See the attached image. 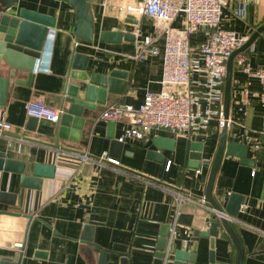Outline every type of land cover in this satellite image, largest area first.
<instances>
[{
  "label": "crops",
  "instance_id": "1",
  "mask_svg": "<svg viewBox=\"0 0 264 264\" xmlns=\"http://www.w3.org/2000/svg\"><path fill=\"white\" fill-rule=\"evenodd\" d=\"M123 0H91L93 18L91 42L76 40L71 26L73 10L61 0H17L14 9L26 8L54 18L51 47L45 71H35L26 81V74L16 71L8 78L7 98L0 106V119L10 123L9 131L0 135V157L24 162V174H30L35 162L55 165V174L41 180L39 189L18 186V174L0 171V191L16 195L13 206L0 203V210L31 216L0 214V260H15L19 264H96L97 254L86 258L78 241L83 226H88L91 241L110 251L112 245L126 247L127 264H151L156 240L164 224L169 226L168 250L189 249L194 231H204L212 217L205 210L188 203L176 208L174 191L203 198L204 187L215 152L220 129L215 127L217 104L206 99V80L202 71L191 74L189 90L196 97L194 110L198 114L196 126L189 134L173 135L163 130H150L146 142L122 143L117 159L108 155L107 123L98 118L110 102L137 105L145 90L157 91L160 77L163 39L157 38L158 53L145 61L128 57L135 51V41L151 35L157 23L147 17H134L123 10ZM242 8V13L239 12ZM127 16L136 22L126 21ZM219 27L248 37L264 23V0H227L221 9ZM175 31L183 29L184 21L177 16L171 23ZM101 30L132 33L134 41L100 43ZM203 33L188 35L192 48L190 60L199 62L195 50ZM71 50L88 56L87 73L106 75L111 70L125 72L126 88L122 95H106L104 104L94 103L87 109L75 142L58 140L71 150H53L29 139L51 141L54 122L37 119L33 131L26 129L29 116L24 105L29 100L42 99L50 107L59 108L65 72ZM244 55L250 66L264 65V30L231 60L229 103L225 140L246 145L245 158L253 161L249 167L235 156L222 154L212 185V196L223 207L229 193L241 195L235 218L230 223L239 237L244 256L242 264H264V237L250 227L264 231V200L260 199L264 182V98L259 97V83L247 78L235 65L236 55ZM8 69L0 61V77ZM18 81V82H16ZM19 81H23L19 83ZM71 84L77 82L71 81ZM223 92V82L221 93ZM124 124L115 122V140ZM156 136L173 140L172 149L155 147ZM201 143V163L197 169L182 164L185 142ZM161 155L160 161L150 159L147 151ZM85 153L99 161H80ZM169 162L166 168V163ZM27 224V227L25 228ZM245 225V226H244ZM172 232V233H171ZM20 243V248L14 244ZM44 253L43 257L34 252ZM207 239L198 237L194 264H208ZM119 256L109 252L106 264H118ZM234 248L217 224L214 237L213 264H233ZM167 264H170L168 262Z\"/></svg>",
  "mask_w": 264,
  "mask_h": 264
},
{
  "label": "water",
  "instance_id": "2",
  "mask_svg": "<svg viewBox=\"0 0 264 264\" xmlns=\"http://www.w3.org/2000/svg\"><path fill=\"white\" fill-rule=\"evenodd\" d=\"M67 3L73 10L74 20L71 26L74 28V40L82 42H91L93 34V18L90 12L91 0H61ZM17 0H0V61L7 67V76L0 77V106L5 103L7 98L8 78L14 76L16 71L26 74V81L31 75L39 70L45 71L48 64V57L51 47V35L54 28V18L52 16L33 11L26 8L14 9ZM129 23H135L136 20L131 16L126 19ZM264 30V23L259 25L255 31L247 38V40L237 49H235L226 61L225 75L223 79L222 92V115L227 118L229 103V82L231 60L233 56L246 48L256 35ZM135 37L132 33L101 30L97 34V41L100 43H118L120 40L134 41ZM88 56L74 52L71 50L67 69L65 72L64 85L59 101V108L62 110L59 118L54 122L51 141H39L29 139L40 145L53 150H71L67 147L60 146L58 140H68L75 142L79 134L81 115H85L87 109H92L94 103L104 104L106 95L120 96L126 88L125 72L119 70H111L106 75H98L97 73H87L86 63ZM71 81L77 82L71 84ZM18 82V81H16ZM23 81H19L21 83ZM37 119L29 116L26 123V129L33 131ZM114 123H107L106 137L109 139L108 155L117 159L122 142L113 138L112 130ZM226 125L224 124L219 132L215 152L211 158L206 183L203 192V200L215 210H223L230 216L235 217L242 200L241 195L229 193L223 207H220L212 196V185L217 170L218 163L222 154L235 156L239 163L252 167L253 161L245 158L246 145L225 140ZM155 147L172 149L173 140L161 136L152 139ZM201 143L187 140L184 144L182 164L197 169L201 160ZM146 155L154 160L160 161L161 155L154 151H147ZM24 162L0 157V171L18 174V186L24 189H39L41 180L50 179L55 174V165L51 163L35 162L32 164L30 174H24ZM16 195L6 191H0V203L7 206H13ZM260 199L264 200V182ZM0 214L5 215H21L27 221L31 219L28 214L15 213L8 210H0ZM220 223L221 228L228 236L233 248L234 258L233 264H242L244 250L239 237L234 231L230 222L223 218L214 220L210 218L208 227L204 231H194L190 241L191 247L187 249L168 250L169 226L164 224L158 234L156 240L155 252L151 264H194L196 258V245L198 237L207 239V259L208 264H213V248L215 229ZM27 227V224L25 228ZM78 241L84 245L83 251L86 258H90L91 253L97 254L96 264H106L109 252L116 253L118 264H127L128 252L126 247L120 245H112L110 251L100 248L91 241L90 228L83 226L82 232L78 237ZM34 256L43 257L44 253L40 251L34 252ZM21 253L17 254L15 260H0V264H19Z\"/></svg>",
  "mask_w": 264,
  "mask_h": 264
},
{
  "label": "built area",
  "instance_id": "3",
  "mask_svg": "<svg viewBox=\"0 0 264 264\" xmlns=\"http://www.w3.org/2000/svg\"><path fill=\"white\" fill-rule=\"evenodd\" d=\"M130 1L123 9L134 17H147L157 25L151 35H145L135 41V51L128 57L134 61H145L149 56L158 53L155 45L157 38L163 39L161 51L160 77L158 90H145L141 101L133 106L129 103H107L98 115L104 121L124 124L119 142H146L150 130H163L173 135L189 134L199 118L194 110L196 97L189 90V79L192 73L202 71L206 80V99L216 102L215 127L228 123L222 115L221 85L225 75L226 61L231 53L239 48L248 38L219 27L221 9L227 0H125ZM129 6V7H128ZM242 8L239 12L242 13ZM180 16L184 21L183 29L175 31L170 23ZM195 31L203 33L195 50L199 56L198 63H192L188 35ZM77 43L73 41V45ZM235 65L247 78H255L259 83V97L264 98V65L252 67L244 55L235 57ZM25 114L56 122L62 110L47 106L42 99L29 100L24 105ZM10 123L0 119V135L9 131ZM80 161H99L85 153L78 154ZM169 162L166 163V168ZM173 197L177 213L182 203H188L208 212L212 217L223 218L232 223L237 219L223 210H215L202 197L181 191H174ZM242 225V223H239ZM245 226V225H244ZM256 234L264 237V231L250 227ZM172 233V232H171ZM15 243V248H20Z\"/></svg>",
  "mask_w": 264,
  "mask_h": 264
},
{
  "label": "rangeland",
  "instance_id": "4",
  "mask_svg": "<svg viewBox=\"0 0 264 264\" xmlns=\"http://www.w3.org/2000/svg\"><path fill=\"white\" fill-rule=\"evenodd\" d=\"M123 1H124L123 2V8L126 7L127 5H131V4H129L130 1H125V0H123ZM123 10H125V9H123Z\"/></svg>",
  "mask_w": 264,
  "mask_h": 264
}]
</instances>
